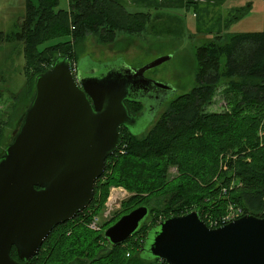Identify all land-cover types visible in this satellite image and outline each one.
Listing matches in <instances>:
<instances>
[{
    "label": "trees",
    "instance_id": "obj_1",
    "mask_svg": "<svg viewBox=\"0 0 264 264\" xmlns=\"http://www.w3.org/2000/svg\"><path fill=\"white\" fill-rule=\"evenodd\" d=\"M60 5L61 0H26L25 17L5 35V40L22 44L29 95L36 77L57 57L78 63L73 54L78 39L92 35L99 43H111L118 33H147L156 19L150 13L128 11L113 0H68L67 8ZM251 5L228 15L224 28L244 18ZM195 56L199 85L173 99L143 133L122 132L123 144L107 159L91 205L57 226L30 264H167L143 253L150 231L167 218L197 211L206 220V214H222L229 202L245 214L264 218V29L212 36ZM222 82L225 92L234 95L231 109L205 113L204 106ZM127 105L132 113L144 107ZM172 167L178 169L175 176L170 175ZM234 179L241 186L223 195L222 189ZM112 186L131 195L116 222L138 207L150 210L138 231L118 246L107 241L104 231L88 227L98 211V195L105 199ZM78 220L82 225L74 231L63 230ZM126 245L138 247V256L126 253ZM12 256L17 258L15 248Z\"/></svg>",
    "mask_w": 264,
    "mask_h": 264
},
{
    "label": "water",
    "instance_id": "obj_2",
    "mask_svg": "<svg viewBox=\"0 0 264 264\" xmlns=\"http://www.w3.org/2000/svg\"><path fill=\"white\" fill-rule=\"evenodd\" d=\"M169 59L85 79L68 56H59L36 77L31 104L0 157V264H30L57 226L91 205L107 159L122 146V128L144 130L139 125L153 120L168 100L170 87L145 73ZM154 88L163 94H145L135 103L156 104L146 115H134L127 105L131 92ZM149 214L147 206L134 209L104 237L113 246L125 243ZM143 253L167 264H264V218L247 214L211 229L191 211L154 227Z\"/></svg>",
    "mask_w": 264,
    "mask_h": 264
},
{
    "label": "rangeland",
    "instance_id": "obj_3",
    "mask_svg": "<svg viewBox=\"0 0 264 264\" xmlns=\"http://www.w3.org/2000/svg\"><path fill=\"white\" fill-rule=\"evenodd\" d=\"M25 1L0 0V150L2 152H4L18 132L25 112L35 94L34 84L32 86L33 93L29 95L27 92L29 78L25 72V59L21 42L18 40H5V35L13 31L12 27L14 24L21 22L23 17H25ZM258 3L255 8L252 7L245 12L247 14L254 8L251 11V16L246 18L247 20L241 21L244 25L247 21L251 22V27L242 28L235 25L233 28L231 27V30L226 31V33L262 31L264 29V0H259ZM60 6L61 8H67L68 0H61ZM189 14L192 15L193 12ZM179 15L181 19L178 17L168 18L161 15L153 19L148 25L147 33L138 36L118 33L115 40L111 43H99L97 37L92 35L82 40L78 39L73 49L74 56L76 55L79 60L78 68L82 69V73L86 71V74L90 75L91 71L92 75L100 77L114 70L140 69L156 59L170 56L168 61L145 73L147 79L170 87L171 91L167 93L168 100L164 103L165 105H169L173 99L194 91L199 85L195 54L197 49L202 45H206L207 40H209L204 35L194 36L190 34L197 28L193 26L192 18L185 16V12L179 13ZM153 16L155 17L156 14H153ZM227 16L228 13L223 11V25ZM245 20L246 22H243ZM224 35L226 34L224 33ZM208 37L212 38V35ZM222 62L224 65L225 60L222 59ZM225 89V82L218 85V89L215 91L216 93L211 102L207 103L203 108L205 113H222L231 109L234 95L226 93ZM153 104H156V101L148 100L144 107L138 110L135 108L134 110L136 111L133 113L146 115L148 106ZM166 108L167 106H162L155 113L154 117H159ZM146 129L142 131L134 130V132L141 134ZM177 173V167L170 169L171 176H175ZM219 177H216L218 181ZM231 186L233 185H230L229 189H231ZM117 194H124V197L120 200L119 206H115L110 214L107 215V212L110 211V206L115 202ZM130 196L125 188L116 186H112L109 189V193L105 199L101 200L100 195H98L97 201L100 200V202L95 205L98 207V211L94 213L99 217L103 228L107 229L113 225L116 222L115 220L124 213L126 208L125 203ZM232 205L239 207L235 203L229 202L225 205L222 214L217 217L211 216L214 219H219L229 211V207ZM240 208L242 209V207ZM90 223L91 221L89 220L88 227H90ZM77 225H82L80 220L64 227L63 230L67 232L74 231ZM103 247L104 250L101 249L103 250L102 252L105 251L107 246ZM125 247L128 248V245ZM125 252L130 253L131 257H136L135 255L138 256V254H135V252H138V247L133 245ZM83 259L89 261V258Z\"/></svg>",
    "mask_w": 264,
    "mask_h": 264
},
{
    "label": "crops",
    "instance_id": "obj_4",
    "mask_svg": "<svg viewBox=\"0 0 264 264\" xmlns=\"http://www.w3.org/2000/svg\"><path fill=\"white\" fill-rule=\"evenodd\" d=\"M119 5L131 12H146L152 17L156 14V18L164 15L168 18L178 17L179 13L185 12V16H190L193 20V26L197 28L190 34L194 36H206V39H211L210 35L229 34L233 26H241L242 28L251 27V22L244 25L241 21L251 16V11L259 4V0H113ZM26 2V1H25ZM251 2V8L254 7L247 15L231 24L227 29L223 25V11L234 14L236 10L246 8ZM24 4V9H25ZM178 11V13H176ZM193 12L192 15L189 13ZM247 20V19H246ZM243 21V22H246ZM223 26V27H222ZM232 27V28H231ZM235 33V32H234Z\"/></svg>",
    "mask_w": 264,
    "mask_h": 264
},
{
    "label": "built area",
    "instance_id": "obj_5",
    "mask_svg": "<svg viewBox=\"0 0 264 264\" xmlns=\"http://www.w3.org/2000/svg\"><path fill=\"white\" fill-rule=\"evenodd\" d=\"M74 72L76 73V67L75 66H74ZM226 169H227V166H224V170H226ZM230 185H233V186H231V189H229L230 186L224 187L222 189L223 195L226 196L230 190L235 188L236 185L241 186L240 183H237V180L232 181ZM123 197H124V194H121L120 197L118 198V202L110 206V211L107 212V215L110 214V212L112 211V209L115 206H119L120 200ZM244 215H245V212L243 209H241V208L239 209V207H235L232 205L229 207V211L225 215L220 217L219 219H214V218H212L211 215L206 214V216H205L206 220H204V219L203 220L205 221L206 225L209 228L216 229L218 227H222V226H225L229 223H232V222L238 220L239 218L243 217ZM100 222L101 221H100L99 217L95 216L94 218L91 219L90 228L93 230L99 231L100 230Z\"/></svg>",
    "mask_w": 264,
    "mask_h": 264
},
{
    "label": "flooded vegetation",
    "instance_id": "obj_6",
    "mask_svg": "<svg viewBox=\"0 0 264 264\" xmlns=\"http://www.w3.org/2000/svg\"><path fill=\"white\" fill-rule=\"evenodd\" d=\"M79 61V60H78ZM78 67H79V65H78ZM82 69H80V68H78V71H79V73L81 74V76L83 77V78H96V77H99V76H94V75H92L91 74V71H90V75H87L86 74V71L85 72H83L82 73V71H81ZM103 76V75H102ZM102 76H100V77H102ZM99 77V78H100ZM163 91L161 90V89H152L151 91H148V92H144V91H135V92H131V94H130V98H131V100H129L132 104H134L135 102H140V101H142L143 100V98L145 97V94H147V96L148 97H156V96H158V95H161V93H162ZM158 98V97H157ZM128 102V101H127ZM131 103H129V104H131ZM163 106H166L165 104H163ZM135 115V114H134ZM157 119H158V117H155V118H153V120H151V121H148V122H146V121H144L143 123H141L139 126H140V128L141 129H145L146 127H150L151 125H153L156 121H157ZM126 132L127 131V129L126 128H122V132ZM11 256H12V252H11Z\"/></svg>",
    "mask_w": 264,
    "mask_h": 264
},
{
    "label": "bare ground",
    "instance_id": "obj_7",
    "mask_svg": "<svg viewBox=\"0 0 264 264\" xmlns=\"http://www.w3.org/2000/svg\"><path fill=\"white\" fill-rule=\"evenodd\" d=\"M118 151V150H117ZM116 154V153H115ZM114 156V155H113ZM120 197V194H117L116 198H115V202H113V204L118 202V198ZM174 217V216H173ZM171 218V217H170ZM168 219V218H167Z\"/></svg>",
    "mask_w": 264,
    "mask_h": 264
}]
</instances>
